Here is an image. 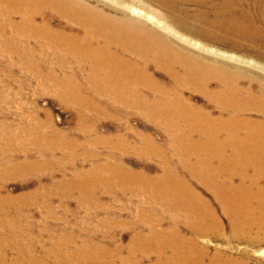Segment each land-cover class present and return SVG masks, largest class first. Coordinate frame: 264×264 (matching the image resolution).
Returning a JSON list of instances; mask_svg holds the SVG:
<instances>
[{"label":"bare ground","instance_id":"obj_1","mask_svg":"<svg viewBox=\"0 0 264 264\" xmlns=\"http://www.w3.org/2000/svg\"><path fill=\"white\" fill-rule=\"evenodd\" d=\"M155 1L172 8L170 0ZM196 1L206 7L193 15L183 13L192 16V22L171 12H159L168 24L155 10L142 12L132 4L111 6L108 11L86 0H0V55L17 58L60 101L80 112L96 109L109 114L117 111L109 109L112 103L121 104L151 121L168 122L170 138L166 144L132 131L144 149L135 153L155 156L161 172L151 175L146 169L115 167L107 162L111 158L108 153L104 176L93 169L75 174L73 181H64L72 185L69 190H65V183L56 182L64 195L76 189L80 202L97 197L98 188L108 196L130 192L142 200L138 208L142 212L133 223H145L146 234L137 231L126 246L117 244L114 248L82 244L77 250L81 258L108 255L110 261L118 257L122 264H145L146 258L151 259L148 264H205L206 249L197 236L220 235L223 225L213 204L195 190L192 183L196 182L216 195L229 219L231 235L239 237L252 225L264 229V72L256 76L228 63L221 59L225 56L221 51L207 43L241 49L238 40L261 34L256 26L257 12L239 10L231 0ZM253 3L257 6L259 0ZM46 8L64 18L66 24L54 26ZM194 37L206 42L198 44ZM155 71L166 79L158 78ZM186 91L202 94L213 107L193 102ZM40 125L34 121L20 129L34 135H27V139L43 157L49 140L63 135L56 130L36 134ZM114 136L103 138L106 146L126 151L135 148L131 141L122 137L114 140ZM194 136L201 138L195 141ZM103 139L97 135L86 142L97 145ZM70 144L63 142L64 146ZM120 162L117 164L122 166ZM40 164L33 160L23 167L31 170ZM239 178V184L234 185ZM46 197L48 200L50 194ZM14 201L10 195H0V209L2 205L19 207ZM20 235L13 234L9 243L17 251L14 264H60L63 260L60 251H54L59 244L40 255ZM228 261L215 255L210 264Z\"/></svg>","mask_w":264,"mask_h":264},{"label":"rangeland","instance_id":"obj_2","mask_svg":"<svg viewBox=\"0 0 264 264\" xmlns=\"http://www.w3.org/2000/svg\"><path fill=\"white\" fill-rule=\"evenodd\" d=\"M86 1L108 11L111 6L119 8L120 4H132L142 12L155 10V14L161 18L163 16L159 12L165 15L171 12L170 14L190 22L193 17L184 15L185 11L193 12L190 13L193 15L196 11L206 7L204 2L196 0L189 2L170 0L172 8L160 5L155 0ZM253 1L231 0L235 4L234 7L239 10L253 9L254 15L257 12L256 26L261 32L260 35L252 36L251 39L238 40L241 49L229 45L207 43L211 49H217L225 55L221 59L256 76H263L264 0H259L257 6ZM46 9L45 13L52 17L54 26L66 24L67 21L64 18L51 9ZM162 19L167 22L164 17ZM40 20L38 18V21ZM143 21L147 22V25L157 26L155 22ZM167 23L169 24V22ZM194 23H198V21ZM193 39L198 44L206 42L199 37ZM231 57H238L242 60H232ZM155 75L158 78L166 79L165 75L158 71H155ZM185 95L197 104H204L210 109L213 107L214 103L209 102L202 94L186 91ZM103 99L101 101L106 103ZM109 109L117 111L109 114L96 109H86L87 111L83 109L84 111L80 112V109L73 105L60 101L54 95L53 90L41 85V81L34 78L31 70L24 69L17 58L0 55V195H10L11 200H15L13 203L20 205L10 209L9 205L1 206L0 264L4 262L14 264L16 261L17 251L14 248L11 249L13 246L11 247L9 244L15 233L21 234V237L25 236L28 245L40 255L44 254L43 250L56 248L55 244H59L58 249L54 251H60L58 254L63 259L60 264H122L118 257L114 262L110 261L108 255L101 258H81L78 256L77 250L86 243L108 245L110 248H114L117 244L126 246L137 231L141 230L145 234L148 232L145 223L141 221H138L137 224L133 223L137 221L142 212L138 209L142 202L140 197H135L130 192L118 194V196H108V193L100 191L98 188L96 195L99 199L90 196L80 202L81 195L76 189H73L68 195H64L55 185L58 181L63 184L67 179L73 181L75 174L89 173L91 169L98 172L100 177L104 176L103 169H106L105 161L108 153L111 158H108L107 162H112L115 167L120 166L122 169L124 167V170L130 168L133 171L146 169L150 170V174L161 172L162 168L158 166L155 156H140L135 153L144 149L139 145L136 135L132 131H141L159 144H166L170 138L166 132L168 122L151 121L136 110L121 104L112 103ZM81 113H83V117ZM34 121H39L42 125L36 134L43 135L56 130L63 135V138L49 140L47 152L43 157L37 155L34 145L27 139L34 135L20 129L22 125ZM91 128H93V132H90ZM97 135L100 137L102 135V139L109 135H115L112 138L114 140L116 138L119 140V137L125 138V140L131 141L135 148L126 151L122 148L106 146L104 139V142H99L97 145L89 144L90 141L86 142L87 139H92ZM193 138L198 141L201 137L194 136ZM63 139L72 142V144L64 146ZM74 142L76 145H73ZM43 145L47 146L48 143ZM38 158L40 160H36ZM33 160L41 164L31 170L23 167L26 162ZM120 161L123 162L122 166L117 164ZM252 171L250 169L248 172ZM239 181L240 178L234 180V185L239 184ZM262 181L264 182V179ZM192 184L203 198L213 204L212 206L219 215L218 218H221L220 221L223 225L220 235L197 236L200 245L206 249L204 263L210 264L213 257L219 255L223 260L229 259L227 264H264V229L257 225L247 226L243 229V236L234 237L230 234L229 219L220 209L213 191L202 183ZM64 185L65 190L72 187L71 184L65 183ZM46 194H50L48 200H46ZM181 229L183 233L189 234L185 226H182ZM150 260L146 258L145 264H148Z\"/></svg>","mask_w":264,"mask_h":264}]
</instances>
